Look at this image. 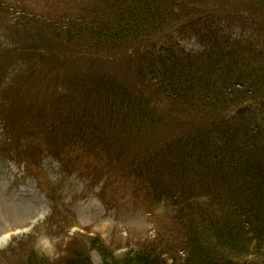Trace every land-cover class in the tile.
<instances>
[{
  "label": "trees",
  "instance_id": "trees-1",
  "mask_svg": "<svg viewBox=\"0 0 264 264\" xmlns=\"http://www.w3.org/2000/svg\"><path fill=\"white\" fill-rule=\"evenodd\" d=\"M244 1L251 10L248 20L227 10L202 9L204 0H118L117 10L103 16L96 11L91 23L86 18L72 23L76 38L87 36L95 51L130 46L142 82L148 81L171 108H181L179 116L189 111L201 124L184 136L162 137L165 119L149 97L121 82L82 89L74 81L57 105L56 143L66 158L79 149L95 162L103 157L106 165L127 159V174L137 189L168 203L180 231L170 229L167 237L162 229L154 241L122 257L98 238L78 248L71 243L58 258L22 247L11 264H94V252L102 264H241L243 258L251 259L246 264H264V118L242 123L243 114L254 117L253 110L264 108V52L253 46L264 30V0ZM180 25L201 34L204 50L180 58H167L163 50L149 61L148 51L140 49L157 33L168 29L172 34ZM235 28L246 33L242 39L248 46L233 38ZM72 99L77 107L62 114L63 103ZM38 117L36 122L44 124L43 113ZM140 143L145 144L141 152L126 156Z\"/></svg>",
  "mask_w": 264,
  "mask_h": 264
},
{
  "label": "rangeland",
  "instance_id": "rangeland-1",
  "mask_svg": "<svg viewBox=\"0 0 264 264\" xmlns=\"http://www.w3.org/2000/svg\"><path fill=\"white\" fill-rule=\"evenodd\" d=\"M204 2L201 7L209 12H234L244 19L250 18L251 10L244 0ZM0 3V264L16 262V253L22 247L34 246L40 254L58 258L71 243H74L71 248H78V243L83 245L89 238H98L108 251L122 257L154 241L162 228L167 237L170 229L179 233L171 206L168 210L164 204L151 201L147 192L139 191L137 183L127 176V159L106 165L103 157L98 163L75 148L73 156L57 157L62 146L55 143L52 125L59 99L68 95L74 81L82 89L96 87L103 81L121 82L127 90L149 97L165 119L162 137L184 136L201 124L189 111L179 116L181 108H171L172 104L164 101L148 81L142 82L135 56L128 51L130 46L95 51L90 48L93 41L87 36L76 38L72 23L83 18L91 23L96 11L103 16L101 13H109V9L117 10L118 0H0ZM176 27L172 34L168 29L164 34L157 33L147 41V47L140 49L142 53L148 51L149 61H156L163 50L168 51L164 53L167 58L204 50L206 44H202L201 34L196 35L191 26ZM57 29L61 32H56ZM235 29L233 38L240 37L243 46H248L250 43L242 39L246 33ZM260 33L254 37L253 46L261 48L258 49L261 53L264 30ZM65 37H69L68 41ZM82 89L76 95L80 99ZM165 98H170V94ZM74 102L77 101L72 99L63 103L62 114L70 110L69 106L76 108ZM39 112L44 116L43 128L36 122ZM253 112L254 117L243 114L242 123L250 118L252 123L264 118V108ZM236 120L235 123L241 122ZM150 140L147 145L154 138ZM144 147L143 143L136 144L126 156L139 153ZM12 160L22 165L18 167ZM70 226L78 228L70 230ZM18 228L23 229L12 233L21 234L3 237ZM91 259L94 264L103 263L96 252ZM240 261L246 264L251 259Z\"/></svg>",
  "mask_w": 264,
  "mask_h": 264
}]
</instances>
